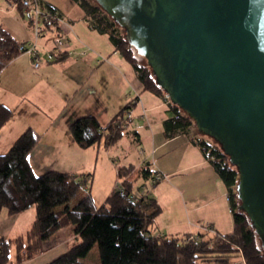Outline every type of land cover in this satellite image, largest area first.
I'll return each mask as SVG.
<instances>
[{
    "label": "crops",
    "instance_id": "0c3cea01",
    "mask_svg": "<svg viewBox=\"0 0 264 264\" xmlns=\"http://www.w3.org/2000/svg\"><path fill=\"white\" fill-rule=\"evenodd\" d=\"M39 1L51 4L64 15L72 31L66 36L68 43H64L55 60H43L35 69L30 66L28 56L22 53L0 71V104L13 111L0 128V153L6 152L25 129L31 128L37 141L28 153L27 161L35 175L56 170L85 177L83 187L63 197L54 210L82 204L87 192L95 206V196L99 202H104L119 183L118 165H140L149 161L153 174L160 172L166 176L153 187L151 179L139 182V190L149 192L162 207L154 220L157 223L151 227L155 228V235H196L204 231L206 223L218 232L229 233L233 222L226 188L200 147L192 141L197 134L171 137L164 134L163 121L170 115L167 103L162 97L142 89L131 63L114 50L110 40V44L104 42L102 48L91 41L94 37L91 32L96 30L88 26L84 12L76 2ZM12 10L17 11L14 19L0 24L16 39L30 40V26L19 20L24 16L20 10L11 7L9 11ZM79 21L86 26H78ZM48 34L41 39L43 47L49 43ZM132 98H135V104L128 113V132L116 143L105 146L101 142L82 148L71 140L68 127L74 119L90 115L104 126ZM134 116L147 118L150 127L155 123L156 129L152 127L150 135L142 137L131 123ZM190 135L193 136L190 138ZM143 138L148 148L142 152L138 150L136 158L128 155L129 150L121 146L124 139L133 145ZM157 153L162 159H156ZM114 156L118 163L112 162ZM97 179L99 186L95 189ZM35 215V207L16 214H9L3 208L0 236L14 238L24 234ZM53 241L44 243L42 251L24 264H44L62 253L64 250Z\"/></svg>",
    "mask_w": 264,
    "mask_h": 264
},
{
    "label": "trees",
    "instance_id": "16d2710c",
    "mask_svg": "<svg viewBox=\"0 0 264 264\" xmlns=\"http://www.w3.org/2000/svg\"><path fill=\"white\" fill-rule=\"evenodd\" d=\"M13 1L30 26L31 18L24 13L20 1ZM73 1L83 10L88 26L107 34L114 50L131 63L142 89L165 100L170 115L163 121L164 134L171 137L188 133L195 125L193 119L177 104L166 100L150 66L139 60L138 56H143L126 41L124 29L95 0ZM40 4L55 9L49 3L40 1ZM21 43L22 40L16 39L0 24V71L23 53L19 49ZM134 100H129L104 126L94 116L77 117L68 127L71 140L82 148L101 142L105 146L116 143L128 132V113ZM12 113V109L0 104V128ZM210 139L203 134L192 137L205 157L203 148L211 150V156L206 158L226 188L233 229L229 233L204 230L196 235H155L151 227L162 211L161 205L143 190L136 199L130 197L132 192L139 190L140 181L151 179L153 187L161 179L153 174L149 161L140 165H118L119 183L101 205L95 206L87 192L82 204L54 210L63 197L76 193L85 184V177L56 170L35 175L27 155L37 141L36 135L31 128L25 129L6 152L0 153V212L6 208L9 214H16L35 207L36 215L24 234L14 238L0 236V264H24L42 251L44 243L56 230L71 224L79 241L44 264H93L83 258L94 245L100 255V264H264L260 240L248 216L239 208L237 169L219 144Z\"/></svg>",
    "mask_w": 264,
    "mask_h": 264
},
{
    "label": "water",
    "instance_id": "95a60500",
    "mask_svg": "<svg viewBox=\"0 0 264 264\" xmlns=\"http://www.w3.org/2000/svg\"><path fill=\"white\" fill-rule=\"evenodd\" d=\"M238 172L264 250V0H95Z\"/></svg>",
    "mask_w": 264,
    "mask_h": 264
},
{
    "label": "built area",
    "instance_id": "2783aa9c",
    "mask_svg": "<svg viewBox=\"0 0 264 264\" xmlns=\"http://www.w3.org/2000/svg\"><path fill=\"white\" fill-rule=\"evenodd\" d=\"M22 4L23 11L31 18L30 28L32 30L31 40H22L19 45V49L28 55L30 58V65L32 68H39L42 61H51L57 58V53L61 51L64 45V37L69 35L72 31L71 24L66 17L58 12L57 9H47L42 7L39 0H19ZM8 5L12 8H16L17 3L13 0H8ZM46 33L52 35V39L55 42V47L51 50H44L42 52L39 47H43L39 43V39ZM44 55V59L43 56ZM165 98L168 101L169 98L165 94ZM206 157L211 156V150L208 147H204ZM207 159V158H206ZM156 177H165L163 173H156ZM142 190L134 191L130 194V197L136 199ZM231 211V209H229ZM203 230L208 232H214L213 227L206 223L203 226Z\"/></svg>",
    "mask_w": 264,
    "mask_h": 264
},
{
    "label": "rangeland",
    "instance_id": "374dc122",
    "mask_svg": "<svg viewBox=\"0 0 264 264\" xmlns=\"http://www.w3.org/2000/svg\"><path fill=\"white\" fill-rule=\"evenodd\" d=\"M11 7L8 5V0H0V22H2L3 24H6L7 21L12 18L14 19V16L17 14V11L16 10H12V11H9ZM19 20L21 21H26L27 22V17H19ZM81 23L78 24V26L84 24L86 26L85 23H83L82 21H79ZM91 32V31H90ZM91 34L94 36L91 41L94 42L95 44L99 43L98 45L102 48L104 42L105 43H109V39H108V36L106 34H99L97 33L96 31H92ZM48 36V37H47ZM46 36V39L49 38V43L48 45H44V47H39V49L42 50V52L44 50H51L52 48L55 47V42L54 40L52 39V35L49 33L48 35ZM45 36L41 37L39 39V43L42 44L43 42L41 41V39H44ZM45 39V40H46ZM31 40V39H30ZM64 43H68L67 41V38L64 37ZM110 44V43H109ZM23 54H26V53H23ZM27 55V54H26ZM28 56V55H27ZM139 60L142 62V63H145V59L144 57H139ZM28 61H29V64H30V58L28 57ZM42 64V63H41ZM31 66V65H30ZM32 67V66H31ZM37 69V68H35ZM132 125L135 126V129L137 131H139V133L142 135V137L144 136H149L150 133H151V128L153 130L156 129L155 127V123H153V126L150 127V122L148 121L147 118H140L138 116H134L132 118ZM130 126V125H129ZM130 128H133L130 126ZM131 130V129H130ZM132 132L133 134V131H130ZM184 134H200L196 128L195 125H192L191 128H190V131L188 133H184ZM193 135H190L189 137L191 138ZM134 138V137H133ZM134 140V139H133ZM145 138H143V140L141 142H136L135 144L133 143V146L129 140L127 139H124V143L123 145H121L123 147V149L125 150H129L128 152V155L130 156H133V157H137L138 156V150L139 152H142V151H145L148 147H147V143L145 144ZM212 140V139H210ZM213 141V140H212ZM132 146H133V149H132ZM121 148V147H120ZM142 150V151H141ZM158 155V153L156 154ZM162 159L161 156H156V159ZM112 161L113 163H118V159L117 157H113L112 158ZM120 163V162H119ZM161 163V162H160ZM166 177V176H165ZM165 177H161L162 178H165ZM102 183V178L100 180V184ZM99 186V181L97 179V182L95 183L94 185V188L97 189V187ZM83 187V186H81ZM149 190H151V187L150 185L148 186ZM108 195V194H107ZM107 197V196H106ZM95 201H96V206H99L101 205L102 203L104 202H99L100 199H98L96 196L94 197ZM106 199V198H105ZM156 220V219H155ZM155 224L157 223V221L154 222ZM154 223L152 226H154ZM151 232L154 233L155 232V228H152L151 229ZM183 235V233L181 234H178V236H181ZM50 240H54L53 243H57L58 245H60L59 248H61L62 250H66L68 246L70 245H73L75 243H77V241H79V238L75 237V233L73 231V224L71 225H68L66 227H63V228H60L58 230H56L52 236H51V239ZM56 241H59V242H56ZM85 261H88L90 263H93V264H100V255H99V252H98V249L96 247V245H94L90 251L87 253V255L83 258Z\"/></svg>",
    "mask_w": 264,
    "mask_h": 264
}]
</instances>
